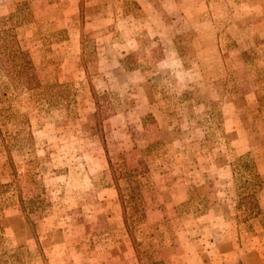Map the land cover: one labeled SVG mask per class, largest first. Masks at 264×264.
Instances as JSON below:
<instances>
[{
	"label": "rangeland",
	"instance_id": "1",
	"mask_svg": "<svg viewBox=\"0 0 264 264\" xmlns=\"http://www.w3.org/2000/svg\"><path fill=\"white\" fill-rule=\"evenodd\" d=\"M0 264H264V0H0Z\"/></svg>",
	"mask_w": 264,
	"mask_h": 264
}]
</instances>
